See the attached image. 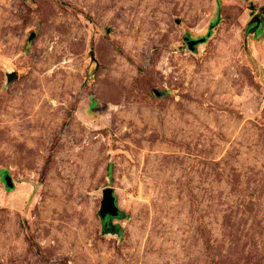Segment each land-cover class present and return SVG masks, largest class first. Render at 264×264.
Listing matches in <instances>:
<instances>
[{"label":"rangeland","instance_id":"obj_1","mask_svg":"<svg viewBox=\"0 0 264 264\" xmlns=\"http://www.w3.org/2000/svg\"><path fill=\"white\" fill-rule=\"evenodd\" d=\"M0 264H264V0H0Z\"/></svg>","mask_w":264,"mask_h":264},{"label":"water","instance_id":"obj_2","mask_svg":"<svg viewBox=\"0 0 264 264\" xmlns=\"http://www.w3.org/2000/svg\"><path fill=\"white\" fill-rule=\"evenodd\" d=\"M257 25H260V18L257 17L255 20ZM35 37V34L32 33L30 36V41ZM206 39L198 40V41H190L188 43L189 48L193 49L195 46L205 43ZM18 76L15 73L8 75V81L16 79ZM6 185L9 188H14L13 180L10 176L6 177ZM121 216V212L118 208L116 197L114 195V190L112 188H107L103 193V200L101 204L100 217L104 221V225H108L112 219L119 218Z\"/></svg>","mask_w":264,"mask_h":264},{"label":"trees","instance_id":"obj_3","mask_svg":"<svg viewBox=\"0 0 264 264\" xmlns=\"http://www.w3.org/2000/svg\"><path fill=\"white\" fill-rule=\"evenodd\" d=\"M212 29H213V27L210 28V31H211ZM209 35H210V34H209ZM209 35H208V37H209Z\"/></svg>","mask_w":264,"mask_h":264}]
</instances>
